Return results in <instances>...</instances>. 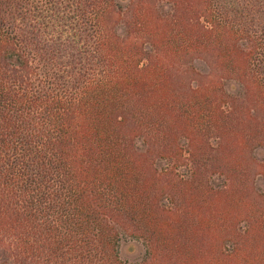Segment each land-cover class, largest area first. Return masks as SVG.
Listing matches in <instances>:
<instances>
[{
  "label": "trees",
  "instance_id": "16d2710c",
  "mask_svg": "<svg viewBox=\"0 0 264 264\" xmlns=\"http://www.w3.org/2000/svg\"><path fill=\"white\" fill-rule=\"evenodd\" d=\"M263 149L264 0H0V264H264Z\"/></svg>",
  "mask_w": 264,
  "mask_h": 264
},
{
  "label": "rangeland",
  "instance_id": "374dc122",
  "mask_svg": "<svg viewBox=\"0 0 264 264\" xmlns=\"http://www.w3.org/2000/svg\"><path fill=\"white\" fill-rule=\"evenodd\" d=\"M226 87L229 90V92H232V93L235 92V90L233 91L231 85H226ZM253 157L258 162H261L262 160H264V149L261 152H256ZM156 167L159 170L166 169L167 163L165 161H157ZM187 171L188 169H186L185 167L178 169V173L180 174H186ZM209 181L212 184V186H221L222 184H224V178L221 176H218V174L215 176H212ZM254 184H255L257 192L264 193V181H260L257 178H255ZM119 252H120V257L123 261L134 263L140 260L141 257L143 256L144 245L141 241L132 240L129 237L122 234L121 242L119 245Z\"/></svg>",
  "mask_w": 264,
  "mask_h": 264
}]
</instances>
